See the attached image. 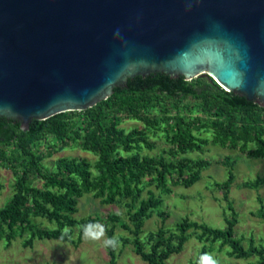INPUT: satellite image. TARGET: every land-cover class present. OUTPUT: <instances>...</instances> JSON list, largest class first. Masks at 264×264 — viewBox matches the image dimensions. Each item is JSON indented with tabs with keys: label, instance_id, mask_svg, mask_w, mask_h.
I'll list each match as a JSON object with an SVG mask.
<instances>
[{
	"label": "trees",
	"instance_id": "obj_1",
	"mask_svg": "<svg viewBox=\"0 0 264 264\" xmlns=\"http://www.w3.org/2000/svg\"><path fill=\"white\" fill-rule=\"evenodd\" d=\"M128 119L140 123L128 130L121 125ZM20 125L19 121L0 117V166L15 173L14 192L0 207V244L9 246L17 237L25 236V245L37 239L78 245L84 236L83 226L102 219L75 216L80 198L87 193L104 204L127 206L133 228L126 222L122 225L131 231L136 253L148 264H169L170 257L182 251L191 235H196L204 247L228 246L230 256H255L251 264H264V243L256 244L251 239L245 246L235 233L238 218L229 197L235 173L229 158L223 161L228 166V178L214 182L224 189L231 211L228 214L225 210L226 226L186 217L169 234V229L161 226L148 235V242L141 236L146 219L163 202L160 195L173 191L171 183L193 185L210 163L186 153L203 151L211 141L238 148L250 157L264 158V107L257 102L226 90L209 76L187 80L183 75L172 78L155 72L129 78L127 87H116L110 97L87 109L33 119L28 130ZM158 140L166 144L159 155L141 153L143 148H155ZM70 145L83 147L97 159L91 162L85 157L62 156L54 169L44 163ZM151 185L160 195L150 189L149 196L142 197ZM260 215L264 217L263 210ZM36 217L53 226H42ZM108 217L111 221L120 218L117 214ZM76 226L79 232L74 238ZM107 230V237L114 236L115 224ZM107 249L110 261L116 264V249Z\"/></svg>",
	"mask_w": 264,
	"mask_h": 264
},
{
	"label": "water",
	"instance_id": "obj_2",
	"mask_svg": "<svg viewBox=\"0 0 264 264\" xmlns=\"http://www.w3.org/2000/svg\"><path fill=\"white\" fill-rule=\"evenodd\" d=\"M155 72L264 107V0H0V117L23 130Z\"/></svg>",
	"mask_w": 264,
	"mask_h": 264
},
{
	"label": "rangeland",
	"instance_id": "obj_3",
	"mask_svg": "<svg viewBox=\"0 0 264 264\" xmlns=\"http://www.w3.org/2000/svg\"><path fill=\"white\" fill-rule=\"evenodd\" d=\"M140 122L128 119L122 122V126L128 130ZM153 140L157 139L152 137ZM166 144L158 140L157 146L153 149L143 148L142 154L159 155ZM169 155L168 153H165ZM185 155L195 159H206L209 165L202 171V176L193 185L186 187L182 184L173 185L172 192L160 195L155 185L146 187L142 197L149 196L152 189L162 197L163 202L152 217L146 219L141 236L148 242V235L163 226L169 229L168 234L175 230V225L184 218L207 222L213 226L224 227L225 210L228 202L224 198V189L217 187L215 181H224L228 178V166L223 163L227 158L233 164L235 178L230 187L229 197L237 212L238 222L235 226V233L243 239L245 246H248L251 239L256 244L264 243V217L260 211H264V158L250 157L247 153L238 148L223 147L220 144L209 142L205 144L203 151H194ZM62 156H80L94 162L97 156L85 150L79 145H70L59 151L52 157L44 160L50 168L56 167V160ZM15 173L11 168L0 166V207L5 205L14 192ZM262 198V200L259 199ZM119 213L120 218L112 221L109 215ZM77 218L88 216L101 217L100 224L106 229L114 226V235L121 240L120 246L116 248V264H148L136 253L131 242L132 233L122 223L126 222L131 228L133 223L127 212V206L121 204H104L99 198L92 194H84L78 204ZM45 227H51L44 218L36 217ZM79 227H74L72 235L78 236ZM26 237H17L13 243L6 246L0 244V264H113L110 261L108 249L103 246V241H93L82 237L78 245L70 242L49 239H37L32 245H25ZM209 243H207L208 245ZM149 245V244H148ZM229 247L219 248V244L209 248L204 247L196 235H191L184 248L179 253H174L168 260L169 264H190L199 260L204 254H210L218 261V264H251L256 260L255 256L250 258H235L228 254Z\"/></svg>",
	"mask_w": 264,
	"mask_h": 264
},
{
	"label": "clouds",
	"instance_id": "obj_4",
	"mask_svg": "<svg viewBox=\"0 0 264 264\" xmlns=\"http://www.w3.org/2000/svg\"><path fill=\"white\" fill-rule=\"evenodd\" d=\"M119 215V213H117ZM68 229H65V234H67ZM84 238L93 241H103V246L105 248L116 249L121 244V240L117 236L106 237V229L99 222L89 223L83 226ZM197 264H218V261L214 259L210 254L204 253L199 257Z\"/></svg>",
	"mask_w": 264,
	"mask_h": 264
}]
</instances>
